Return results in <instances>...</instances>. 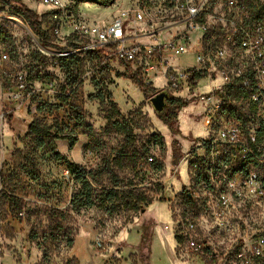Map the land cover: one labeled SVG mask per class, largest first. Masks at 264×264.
<instances>
[{
    "label": "rangeland",
    "instance_id": "1",
    "mask_svg": "<svg viewBox=\"0 0 264 264\" xmlns=\"http://www.w3.org/2000/svg\"><path fill=\"white\" fill-rule=\"evenodd\" d=\"M16 1L36 13L38 22L48 11L26 0H0V264H236L232 252L237 243L244 249L254 233L264 229V201L247 199L222 208L218 202L226 193L221 189L230 182L231 170L223 168L228 175L220 183L217 179L222 172L208 175L207 168L193 163L192 155L199 141L215 137L224 126L238 123L251 130L255 125L252 110L232 112L226 106L232 98L223 99L224 108L212 115L215 99L204 96L218 89L226 97L228 85L238 82L232 73L240 60L252 56L238 47L240 31L253 33L252 41L264 36V0H207L203 19L223 20H211L206 42L222 50L228 61L214 63L205 81L196 86L181 84L176 90L160 76L141 75L138 62L125 64L111 58L97 66L80 52L82 44L75 36L60 41L47 34L41 42L17 13ZM191 1L198 5L203 0ZM72 9L101 27L127 13L125 35L131 44L158 43L150 34L153 32L160 43H167L171 26L182 20L181 14L173 13L169 0H116L109 8L73 1ZM138 9L144 16L141 22L134 19ZM44 19L39 22L41 29ZM176 29L179 34L183 26ZM68 32L62 31V35ZM195 39L196 35L190 36L192 42ZM61 50L79 59L72 69L74 84L69 87L59 67ZM260 51L264 57V43ZM193 54L170 59L168 65L193 69ZM136 73L154 93L144 95L131 82ZM225 75H229V84ZM208 80L214 81L210 84ZM20 81L23 90L18 88ZM107 93L119 116L112 113ZM160 93L167 96L165 107L170 97L186 103L177 112L176 135L150 103ZM78 117L93 130L94 145L78 126ZM123 122L131 129V140L112 127ZM33 123L49 128L47 135L33 136L29 131ZM152 136L160 137L162 143L154 144ZM146 149L162 169L154 173L144 165L140 186L149 204L142 211L107 212L98 200L90 208L72 209L70 202L80 185L69 175L66 163L92 173L102 186L109 185L112 176L123 184L133 180L139 184L133 160ZM175 149L181 156L176 168L172 165ZM119 150L126 156L119 165L105 168ZM206 179H212L213 191L199 187ZM94 188L95 196L100 195V188ZM223 210L222 220L214 218V213ZM144 237L146 242L141 244ZM189 241L203 247L202 252L190 250ZM243 262L254 264L248 255Z\"/></svg>",
    "mask_w": 264,
    "mask_h": 264
},
{
    "label": "built area",
    "instance_id": "2",
    "mask_svg": "<svg viewBox=\"0 0 264 264\" xmlns=\"http://www.w3.org/2000/svg\"><path fill=\"white\" fill-rule=\"evenodd\" d=\"M26 1L48 8V11L42 13L39 18V22H41V18H45V28L41 29L45 33V37L48 34L52 39L64 41L71 36H75L79 40L78 43L82 44L80 52L85 55L103 50L106 53L105 57L114 58L118 62L125 64L138 62L141 66V75L148 77L151 75L160 76L164 81H167L173 90L178 89L181 84L188 83L196 86L200 82L193 81L190 84L189 71L194 70L196 73L204 75L202 80L205 81V78H209L212 74L211 70H214V63H223L228 61L229 58L224 57L225 54L222 50L214 49L211 44L206 42L205 35L210 31L211 20H217V22L223 20L218 17L203 19L207 0L201 1L198 5L192 4L191 0H169V6L173 13L181 14L182 20L174 22L171 26L173 27L170 30L172 35L170 36L168 32L167 43H160V39L156 38V32L150 33L155 42L158 41V43L151 45L129 43L125 35L127 13H123L121 19H114L109 24L101 27L89 23L77 15L72 9L73 2L71 1ZM143 18L140 9L134 12L135 21L141 22ZM180 26H183V29L177 34L178 30L176 28ZM65 29L69 32L62 35V30ZM240 34L238 47L241 50H248L252 56L247 57L246 60H240L239 68H236L231 76H235L238 80L237 83L248 92V96L241 100L229 101L226 106L231 110L234 109V112L242 108L248 112L252 110L254 116L251 119L255 125L251 130L238 123L224 126L216 133L215 137L209 135L199 141L198 150L192 155L193 163H198V166L202 169L207 168L205 170L208 175H211L212 171L222 172L224 177L221 176L217 179L220 183H224L226 181L225 176L228 175V173L223 174V168L224 170H231L230 182L221 189L225 191L226 196H221L218 202V205H221L224 209L229 206L232 207L233 203L244 202L247 199L264 201V71H262L264 57H262L260 51L264 43V36H257L252 41L253 33L240 31ZM191 35H196L194 42L190 40ZM194 50H197L196 54H193ZM40 52L44 53L41 50ZM188 54L195 56V68L180 70L168 65L170 59L174 60L176 57ZM73 55L74 53L61 50L59 57L65 58ZM223 79L228 83L229 75H225ZM208 81L212 84L211 82L214 80ZM237 83L228 85L229 89ZM18 88L20 90L25 88L22 81L19 82ZM204 98L215 99L212 103L214 109L211 112L212 115L215 110L220 111L225 106L224 100L226 97L219 93L218 89L207 94ZM225 102H228V100H225ZM212 118L209 117L208 120H212ZM152 162L153 159L148 157L146 164ZM193 166L195 167V165ZM199 187L203 190H214L212 179L210 181L208 179L201 180ZM223 213L224 210L219 214L214 213V218L222 220L220 218ZM97 245L99 246V244ZM188 247L195 253H200L203 250V247L193 241H189ZM240 248L241 244L238 242L232 252L235 254L234 261L236 264H244L243 259L246 255H248V260L251 263L264 264V229L254 233L248 246H244V249Z\"/></svg>",
    "mask_w": 264,
    "mask_h": 264
},
{
    "label": "trees",
    "instance_id": "3",
    "mask_svg": "<svg viewBox=\"0 0 264 264\" xmlns=\"http://www.w3.org/2000/svg\"><path fill=\"white\" fill-rule=\"evenodd\" d=\"M67 1H76L79 3H90L95 4L101 8H109L116 0H67ZM17 2V1H16ZM18 3V2H17ZM19 4V9L17 13L24 18L27 23L29 24V28L31 32L37 36L40 40H45V33L39 27L38 17L36 13L28 9L25 5ZM259 20H261V15L258 16ZM106 53L103 50H97L88 54L89 59L95 61L97 66H100L102 63H106L110 61V58L105 57ZM79 63V59L76 56H69L62 59H59V67L63 71L66 77V86H71L74 84L72 80V69L77 66ZM190 73V84L193 81H201L204 78V75H200V73H196L194 70L189 71ZM133 84H136L143 94H147V92L154 93V90L150 89V86H145L143 82L139 79L138 73L133 75L130 78ZM66 87L63 88L65 90ZM108 104L111 108L113 114L119 116L117 111L116 104L112 101L111 96L107 93ZM248 96V92L242 88L240 84H236L234 87L230 88L226 94L225 100L232 98L233 100H241ZM186 106V103L183 102L181 99H177L174 97H170L167 103V107H165L160 113H158V118L163 122L165 126L169 129L172 135H176L177 131L175 129V122L177 118V112ZM234 111V109H232ZM78 126L84 128L86 130V135L89 138L91 145L97 143V139L94 135L93 130L90 126L86 125L83 120L78 117L77 118ZM112 127L115 128L117 131H122L128 138L131 140V129L125 122L123 123H113ZM47 129H43L36 125L35 123L31 124L29 127V131L33 136L44 137L47 135ZM150 140L157 144L158 142L162 143V140L158 136H152ZM174 145L177 143H173ZM119 150L114 157H112L109 162H107L105 168L109 165H119L120 158H124L126 155ZM149 157V149H146L139 154L135 155L133 160V169H134V177L140 178V183H134V180L128 183L123 184L122 181L115 176H112L111 182L109 185L102 186L97 181L96 177L90 173L86 172L84 169L71 164L66 163V167L68 170L69 175L74 178L80 185L79 192L73 196L71 199L70 205L73 210L77 211L81 208H90L93 206L95 200H98L99 206L105 208L107 212L113 211H128L132 213H138L143 210L145 205L149 204V201L146 196V191L141 187L142 181L144 180L145 172L143 171L144 165L152 172L156 173L161 171L162 166L158 164L157 161L153 160L151 164H146V160ZM181 159L179 154V150L175 149L173 151V158H172V165L174 167L177 166ZM94 187L100 188L99 193L100 195L96 194V189ZM10 201L13 199L9 198ZM141 244L146 242V238L141 239Z\"/></svg>",
    "mask_w": 264,
    "mask_h": 264
},
{
    "label": "water",
    "instance_id": "4",
    "mask_svg": "<svg viewBox=\"0 0 264 264\" xmlns=\"http://www.w3.org/2000/svg\"><path fill=\"white\" fill-rule=\"evenodd\" d=\"M166 98H167L166 94L160 93L150 100V103H151L153 109L157 113H160L165 108Z\"/></svg>",
    "mask_w": 264,
    "mask_h": 264
},
{
    "label": "crops",
    "instance_id": "5",
    "mask_svg": "<svg viewBox=\"0 0 264 264\" xmlns=\"http://www.w3.org/2000/svg\"><path fill=\"white\" fill-rule=\"evenodd\" d=\"M89 20L90 21H97V18H95V17H89ZM63 32H66L67 30L65 29V30H62ZM202 82V81H201ZM201 84H203V83H201Z\"/></svg>",
    "mask_w": 264,
    "mask_h": 264
},
{
    "label": "bare ground",
    "instance_id": "6",
    "mask_svg": "<svg viewBox=\"0 0 264 264\" xmlns=\"http://www.w3.org/2000/svg\"><path fill=\"white\" fill-rule=\"evenodd\" d=\"M133 87H134V86H133ZM183 165H184V161L181 162V165H180V166L182 167Z\"/></svg>",
    "mask_w": 264,
    "mask_h": 264
}]
</instances>
